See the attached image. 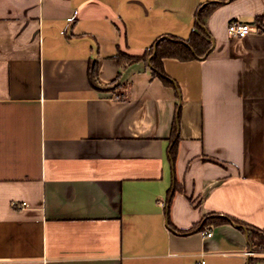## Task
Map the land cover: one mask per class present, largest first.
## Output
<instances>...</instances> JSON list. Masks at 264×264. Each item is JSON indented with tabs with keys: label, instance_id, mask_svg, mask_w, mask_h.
Returning a JSON list of instances; mask_svg holds the SVG:
<instances>
[{
	"label": "crops",
	"instance_id": "1",
	"mask_svg": "<svg viewBox=\"0 0 264 264\" xmlns=\"http://www.w3.org/2000/svg\"><path fill=\"white\" fill-rule=\"evenodd\" d=\"M206 7L211 50L163 56L173 84L153 55L119 59L188 42ZM248 230L264 234V0H0V264H264Z\"/></svg>",
	"mask_w": 264,
	"mask_h": 264
},
{
	"label": "trees",
	"instance_id": "2",
	"mask_svg": "<svg viewBox=\"0 0 264 264\" xmlns=\"http://www.w3.org/2000/svg\"><path fill=\"white\" fill-rule=\"evenodd\" d=\"M203 13H200L198 23L196 25V30H194L191 38L188 42L174 40V39H162L159 40L156 47H152L148 50V52L143 56H131L128 54L120 53L118 55L119 59L123 62V59L126 61L124 64L131 63L135 60H146L151 55V63L153 67V71L155 75H159L162 77V79L167 84H173V81L170 80L168 75L166 74L163 63H162V57L163 56H173L178 57L180 59H191L196 56H205L208 54V52L211 50L212 42L209 39L208 35L206 34V29L204 24L206 23V15L209 11V7L204 8ZM206 14V15H205ZM156 48V50L154 49ZM180 110V109H179ZM179 123H180V111L178 112V116L174 122V144L171 148V157L172 159L176 160L177 157V150H178V142H179ZM226 222H232L236 225H238L240 228L245 229V226L240 223L239 220L235 218H230L227 216H216V215H210L205 218V222L201 228H204L207 224L210 223H226ZM171 225V222H169ZM183 231V230H180ZM250 239L254 245V248L256 250H264V234H260L256 231H249ZM258 259H252L251 264H255Z\"/></svg>",
	"mask_w": 264,
	"mask_h": 264
},
{
	"label": "built area",
	"instance_id": "3",
	"mask_svg": "<svg viewBox=\"0 0 264 264\" xmlns=\"http://www.w3.org/2000/svg\"><path fill=\"white\" fill-rule=\"evenodd\" d=\"M253 30L251 24L249 22L243 21L241 19H233L229 24V32L232 35L238 36V37H245L249 33H251ZM119 99L121 96H117ZM206 235L212 236L213 231H207L205 232ZM204 262V261H203Z\"/></svg>",
	"mask_w": 264,
	"mask_h": 264
}]
</instances>
